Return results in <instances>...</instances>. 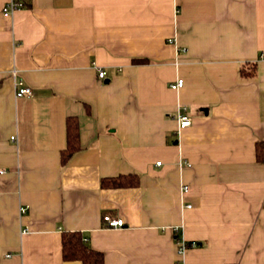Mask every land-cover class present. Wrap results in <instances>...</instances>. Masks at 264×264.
Listing matches in <instances>:
<instances>
[{"label": "crops", "instance_id": "crops-1", "mask_svg": "<svg viewBox=\"0 0 264 264\" xmlns=\"http://www.w3.org/2000/svg\"><path fill=\"white\" fill-rule=\"evenodd\" d=\"M6 1L0 264H65L66 230L105 264H264V0H24L5 16ZM14 69L33 95L16 97ZM71 116L81 147L63 166Z\"/></svg>", "mask_w": 264, "mask_h": 264}, {"label": "trees", "instance_id": "trees-1", "mask_svg": "<svg viewBox=\"0 0 264 264\" xmlns=\"http://www.w3.org/2000/svg\"><path fill=\"white\" fill-rule=\"evenodd\" d=\"M24 3V0H21ZM147 62L146 59L134 60L136 64H143ZM241 74L244 78L254 77L257 75L258 68L255 63H246L242 65ZM67 143L66 148L61 151L60 162L66 166L72 156L80 150V132L79 120L75 116H71L66 122ZM257 161L264 162V140L256 144ZM139 184L138 175H121L116 178L102 179V188H128ZM185 246L193 247V243H186ZM62 250L63 259L65 262L79 261L82 264H105L104 254L96 249L89 247L84 240L83 235L79 231H63L62 232Z\"/></svg>", "mask_w": 264, "mask_h": 264}, {"label": "built area", "instance_id": "built-area-1", "mask_svg": "<svg viewBox=\"0 0 264 264\" xmlns=\"http://www.w3.org/2000/svg\"><path fill=\"white\" fill-rule=\"evenodd\" d=\"M7 3L5 4L2 12L5 16H9L11 13H13L14 11L20 9L23 7V2H21V0H7ZM99 76L100 78H105L106 77V72L104 71H99ZM12 75H14L15 77V90H16V97H26V95L31 96L33 95V89H31L29 86L25 85L24 80L19 77L18 75V71L17 70H13L11 72ZM184 86V80L183 79H178L177 81L173 82V84H171V88L173 89H180ZM187 113V107L186 106H180L177 110V120L179 122V129L183 130L185 128H188L189 125L192 124V119L191 117L186 114ZM12 140L16 139V135H13V137L11 138ZM158 165H161V162H158ZM186 192L188 191V187H186ZM27 211V209L24 207L22 208V213H25ZM105 221L107 222V224L110 227H122L125 224V221L123 218H111L109 215H105L104 218ZM177 245L180 247L179 248V252L183 253L186 249L187 246H185V243H183L182 241L178 240ZM195 245V243L193 244ZM70 264H82L79 261L76 262H70ZM177 264H186L184 262L178 261Z\"/></svg>", "mask_w": 264, "mask_h": 264}, {"label": "water", "instance_id": "water-1", "mask_svg": "<svg viewBox=\"0 0 264 264\" xmlns=\"http://www.w3.org/2000/svg\"><path fill=\"white\" fill-rule=\"evenodd\" d=\"M65 264H70V262H65Z\"/></svg>", "mask_w": 264, "mask_h": 264}, {"label": "rangeland", "instance_id": "rangeland-1", "mask_svg": "<svg viewBox=\"0 0 264 264\" xmlns=\"http://www.w3.org/2000/svg\"><path fill=\"white\" fill-rule=\"evenodd\" d=\"M160 166V165H159Z\"/></svg>", "mask_w": 264, "mask_h": 264}]
</instances>
